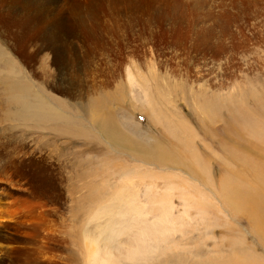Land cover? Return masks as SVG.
Returning a JSON list of instances; mask_svg holds the SVG:
<instances>
[{
	"label": "rangeland",
	"instance_id": "374dc122",
	"mask_svg": "<svg viewBox=\"0 0 264 264\" xmlns=\"http://www.w3.org/2000/svg\"><path fill=\"white\" fill-rule=\"evenodd\" d=\"M263 116L264 0H0V264H264Z\"/></svg>",
	"mask_w": 264,
	"mask_h": 264
},
{
	"label": "bare ground",
	"instance_id": "6f19581e",
	"mask_svg": "<svg viewBox=\"0 0 264 264\" xmlns=\"http://www.w3.org/2000/svg\"><path fill=\"white\" fill-rule=\"evenodd\" d=\"M27 108H28V105H27V107L24 106V109L26 111H27ZM262 118H264V116ZM109 125L108 126L110 128L113 127L110 123H109ZM105 126H107V125L105 124L104 126H102V128H104ZM107 127L104 128V130L105 129H106V131L111 130L109 127L107 129ZM104 130H103V132H104ZM238 131H237V133H238ZM250 133H255V132L250 130ZM122 139H124V138L122 137ZM126 140H128V139H126ZM117 142L121 146L126 145L125 141H122L121 139L118 140ZM249 146L252 148V147H256L257 145L255 146L254 144L251 143ZM262 153H264V150ZM144 154H145V156H140V157L146 159V153H144ZM254 175H255V180H256L255 185H253V186L251 185L249 188H245V189H240L237 186L226 185V187L222 188L221 193L223 195V198H224L226 205H228L232 209L244 210L245 212L248 213L249 218L253 221V223L256 227V231L261 236V240L264 243V164L261 165L259 169L254 171ZM1 230H4V229H1ZM3 233H4L3 239H5L6 238L5 237L6 231H4ZM94 256L96 259L95 264H115L116 263V261L111 256L107 255L105 253V251H103L99 248H97ZM128 257L132 258V256H128ZM179 263L180 262H176L175 264H179ZM244 263H246V262L235 263V262H232L229 260L219 259V257L216 260H215V258L211 257V258H208L206 260H202L198 264H244ZM247 264H260V263H259V261H257V259H252L250 256Z\"/></svg>",
	"mask_w": 264,
	"mask_h": 264
}]
</instances>
